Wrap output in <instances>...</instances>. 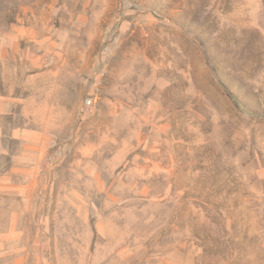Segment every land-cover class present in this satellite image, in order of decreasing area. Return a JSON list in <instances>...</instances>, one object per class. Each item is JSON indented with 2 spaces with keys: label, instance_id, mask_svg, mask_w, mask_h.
<instances>
[{
  "label": "rangeland",
  "instance_id": "rangeland-1",
  "mask_svg": "<svg viewBox=\"0 0 264 264\" xmlns=\"http://www.w3.org/2000/svg\"><path fill=\"white\" fill-rule=\"evenodd\" d=\"M0 264H264V0H0Z\"/></svg>",
  "mask_w": 264,
  "mask_h": 264
}]
</instances>
